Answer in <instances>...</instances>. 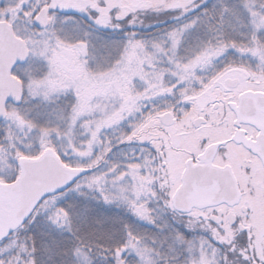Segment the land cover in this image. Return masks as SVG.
I'll list each match as a JSON object with an SVG mask.
<instances>
[{"label":"snow or ice","instance_id":"obj_1","mask_svg":"<svg viewBox=\"0 0 264 264\" xmlns=\"http://www.w3.org/2000/svg\"><path fill=\"white\" fill-rule=\"evenodd\" d=\"M0 264H264V0H0Z\"/></svg>","mask_w":264,"mask_h":264},{"label":"rangeland","instance_id":"obj_2","mask_svg":"<svg viewBox=\"0 0 264 264\" xmlns=\"http://www.w3.org/2000/svg\"><path fill=\"white\" fill-rule=\"evenodd\" d=\"M168 23H171V21H168Z\"/></svg>","mask_w":264,"mask_h":264}]
</instances>
